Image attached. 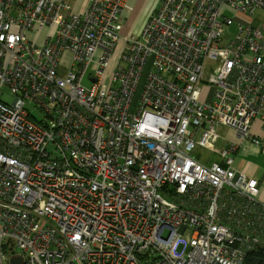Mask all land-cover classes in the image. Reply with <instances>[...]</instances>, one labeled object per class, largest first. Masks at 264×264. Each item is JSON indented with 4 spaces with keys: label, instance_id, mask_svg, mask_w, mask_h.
<instances>
[{
    "label": "built area",
    "instance_id": "2783aa9c",
    "mask_svg": "<svg viewBox=\"0 0 264 264\" xmlns=\"http://www.w3.org/2000/svg\"><path fill=\"white\" fill-rule=\"evenodd\" d=\"M124 1L0 0V264L264 252L260 181L235 167L264 150V0H160L112 64ZM220 126L236 140L216 151Z\"/></svg>",
    "mask_w": 264,
    "mask_h": 264
},
{
    "label": "crops",
    "instance_id": "0c3cea01",
    "mask_svg": "<svg viewBox=\"0 0 264 264\" xmlns=\"http://www.w3.org/2000/svg\"><path fill=\"white\" fill-rule=\"evenodd\" d=\"M159 6H160V0H125L120 14V18H121V25L119 28L120 38L124 41V38L139 35L142 27L144 26L149 16L153 12H155L159 8ZM220 127H225V126H220ZM220 127H218V133ZM225 128L227 129L226 134L219 133L221 137L225 138V140H222L223 147L226 146L228 141L236 140L233 131L227 127ZM251 131L264 141V129L262 128L260 119L254 120L251 127ZM243 146L244 148L241 149V151L235 157V167L244 170L248 176L258 179L260 181L261 184L260 196L264 198V170L258 169L253 164L246 165L244 159H240L239 161L237 160V156H239L240 154L241 155L246 154L251 149H254L256 147L250 145L248 142H244ZM202 160L204 161L205 159Z\"/></svg>",
    "mask_w": 264,
    "mask_h": 264
},
{
    "label": "rangeland",
    "instance_id": "374dc122",
    "mask_svg": "<svg viewBox=\"0 0 264 264\" xmlns=\"http://www.w3.org/2000/svg\"><path fill=\"white\" fill-rule=\"evenodd\" d=\"M78 4L79 1L76 2L75 4V10L78 8ZM254 23L255 24H262L263 25V34H264V8H259L254 16ZM125 42L120 38V40L118 41L116 48L114 50L111 62L112 64H114L117 59L119 54L121 53L123 46H124ZM214 66H215V62L210 61L209 63H207L205 65V70L207 71V73L210 72H214ZM110 68L108 69V72H110ZM85 84H88V81L85 80L84 81ZM141 84H142V80L140 81L134 95H133V102L137 103V98H138V94H139V90L141 89ZM208 87L207 85H203V91H202V96L201 98L204 96V93L207 91ZM3 93L0 94V97L10 103L12 100V96L9 93V89L7 87H3L2 88ZM227 129L225 127H220L219 129V133L220 134H226ZM223 147V143L222 140L219 139L216 143H215V150L217 151L218 149H222ZM257 148V147H256ZM251 149L248 153L243 154V155H239L237 156V160L239 161L240 159H244L246 162V165L248 164H253L255 165L258 169H262L264 170V151L260 148L258 149ZM216 151H212L207 147H200L197 146L195 147L191 154L194 155L197 158H201V159H205L204 163L210 164L213 161H220V157L219 154ZM244 171V170H243ZM18 251V250H17Z\"/></svg>",
    "mask_w": 264,
    "mask_h": 264
},
{
    "label": "water",
    "instance_id": "95a60500",
    "mask_svg": "<svg viewBox=\"0 0 264 264\" xmlns=\"http://www.w3.org/2000/svg\"><path fill=\"white\" fill-rule=\"evenodd\" d=\"M261 258L260 257H253V264H260L261 263ZM10 264H22V257L20 255H15L10 257Z\"/></svg>",
    "mask_w": 264,
    "mask_h": 264
},
{
    "label": "trees",
    "instance_id": "16d2710c",
    "mask_svg": "<svg viewBox=\"0 0 264 264\" xmlns=\"http://www.w3.org/2000/svg\"><path fill=\"white\" fill-rule=\"evenodd\" d=\"M255 256L260 257L262 259L260 264H264V252H261V251H256V252L250 253L247 256L245 264H253V257H255Z\"/></svg>",
    "mask_w": 264,
    "mask_h": 264
}]
</instances>
